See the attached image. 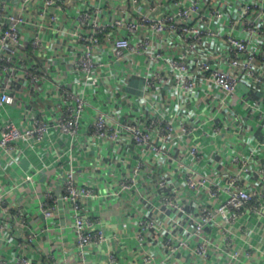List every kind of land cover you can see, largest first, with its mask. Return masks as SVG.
<instances>
[{
  "label": "built area",
  "instance_id": "obj_1",
  "mask_svg": "<svg viewBox=\"0 0 264 264\" xmlns=\"http://www.w3.org/2000/svg\"><path fill=\"white\" fill-rule=\"evenodd\" d=\"M129 76L142 81L136 94ZM85 137L99 141L88 158L112 167L117 185L100 188L80 170ZM51 153L60 190L35 185L38 207L47 221L68 214L81 255L125 234L143 247L158 231L164 255L129 264H175L180 250L195 264H244L259 249L238 228L264 209V0H0V166L10 172L18 156L39 173ZM13 174L0 191V233L13 227L31 248L47 228L33 229L8 197L34 175ZM129 196L137 233L108 230L96 201Z\"/></svg>",
  "mask_w": 264,
  "mask_h": 264
},
{
  "label": "crops",
  "instance_id": "obj_2",
  "mask_svg": "<svg viewBox=\"0 0 264 264\" xmlns=\"http://www.w3.org/2000/svg\"><path fill=\"white\" fill-rule=\"evenodd\" d=\"M55 37V34L53 35ZM124 69L119 71L126 72L124 65H121ZM131 76V75H130ZM128 77L129 81V91L134 94L138 93L141 90L142 81L137 76ZM135 96V95H134ZM132 97V96H131ZM130 97V99H131ZM84 152L76 156L77 163H80V170L87 166L92 177L97 180V183L100 188L109 187L117 185L116 179L113 177V169L110 167V170L102 168L99 165H95L89 158L90 156L99 155V141L96 138H84ZM110 151L111 149L108 148ZM176 149H174L175 151ZM27 152L31 153L30 149H26ZM86 151V152H85ZM207 155L211 154V151H206ZM49 154L48 151L42 155ZM16 159L12 162V165H8L7 168H10V172H15L13 175L25 176V172L34 175L33 183H25L23 190L14 189L11 191L8 196L10 201L15 207L21 206L28 213V222L33 229L42 232L40 241L32 246L31 248L20 246L23 244V238L21 235L17 234L15 228H9L7 231L0 233V259L13 263L17 258L22 255L31 259L32 264H47L43 254L47 252H52L55 255L56 260L59 264H106L108 259V253H112L115 250L121 252V257L114 264H129L130 261L137 260L138 262L144 255V251L147 252H156L161 256L164 255L162 251V241L164 238L163 233L154 231L153 235L149 240L144 244L143 247H140L138 241L135 238H130L126 234L124 238L117 244L115 241L111 244L105 245H96L92 244L88 246L83 255L79 253L78 248L76 247L75 239L73 233L70 231L68 214L61 212L55 218L47 221L43 219L42 214L39 210L37 197L34 193L35 185H39L42 190L45 189H56L60 190V180L58 179L61 176V170L58 166L57 158L55 153H51L50 159L53 162L50 168H44L41 172L36 173L38 170V164L36 160L21 161ZM132 158V157H131ZM34 159V157H31ZM133 162V161H132ZM134 163V162H133ZM259 165H264V154L258 157ZM37 168V169H36ZM9 170V169H8ZM5 169V166H0V191L12 187L15 183H10L8 181V174ZM107 173V175H106ZM153 196V195H152ZM126 200L120 198H112L105 201H96L95 206L97 208L96 215L100 218H105L108 220L112 227L108 230L116 228L120 231H125L127 233H137L138 231V220L136 217L129 214V210L134 206L133 197H126ZM68 208V207H67ZM142 212L146 211V207L141 204L136 206ZM70 210V209H68ZM153 215H156L152 213ZM9 219V218H8ZM13 219V217L11 218ZM249 224V231L247 234L243 230L245 225ZM238 233L240 236L245 237L247 240L254 244L259 251H255L251 258L242 257L244 264H264V255L261 251H264V209L261 213H250L244 219H242L241 228H238ZM212 230L208 229L207 235L211 236L214 245L219 243V239L211 233ZM242 246L240 238H236L235 247ZM39 248L41 253L35 252ZM215 252V248H214ZM215 256V254H214ZM198 262V259L193 255L189 254L186 251L180 250L177 253V258L175 264H195ZM141 263V262H139ZM201 264H215L213 261L203 262Z\"/></svg>",
  "mask_w": 264,
  "mask_h": 264
}]
</instances>
